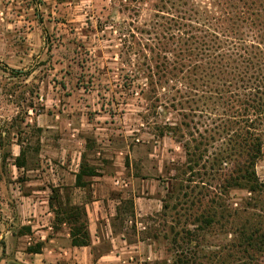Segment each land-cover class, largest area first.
I'll list each match as a JSON object with an SVG mask.
<instances>
[{
    "label": "rangeland",
    "instance_id": "374dc122",
    "mask_svg": "<svg viewBox=\"0 0 264 264\" xmlns=\"http://www.w3.org/2000/svg\"><path fill=\"white\" fill-rule=\"evenodd\" d=\"M147 7L136 0H0V193L7 188L12 194L11 183L20 184L37 168L49 171L60 160L74 164L80 153L91 161L96 150L108 157L113 150H131L126 157L132 155L135 163L151 162L155 154L173 163L165 171L166 210L145 231L165 244L167 258L159 264L182 259L221 264L234 241L231 231L246 213L229 223L215 218L205 224L216 190L187 173L180 144L168 138L156 142L148 134L174 115L148 117L140 95L146 79L137 72L138 58L129 48L134 40L126 29L138 36L135 27L150 28L154 18ZM22 151L27 168L18 170L14 159ZM257 173L264 183V157ZM249 196L234 190L224 202L236 209Z\"/></svg>",
    "mask_w": 264,
    "mask_h": 264
},
{
    "label": "trees",
    "instance_id": "16d2710c",
    "mask_svg": "<svg viewBox=\"0 0 264 264\" xmlns=\"http://www.w3.org/2000/svg\"><path fill=\"white\" fill-rule=\"evenodd\" d=\"M136 1L154 18L148 29L135 27L138 36L126 29L146 79L140 95L148 117L174 115L155 123L154 135L180 144L187 173L216 190L205 224L246 213L221 264H264V183L257 173L264 157V0ZM22 154L14 159L17 168L26 165ZM234 190L248 192L249 202L230 209L224 198ZM72 236L76 246L90 244L85 226Z\"/></svg>",
    "mask_w": 264,
    "mask_h": 264
},
{
    "label": "crops",
    "instance_id": "0c3cea01",
    "mask_svg": "<svg viewBox=\"0 0 264 264\" xmlns=\"http://www.w3.org/2000/svg\"><path fill=\"white\" fill-rule=\"evenodd\" d=\"M148 134L156 142L172 139ZM95 153L96 160H87L83 153L74 164L60 160L50 173L37 168L20 184L11 183L12 194L7 188L0 193V264H159L166 260L165 244L145 231L163 213L170 185L165 171L173 163L155 154H150L151 162L135 163L132 155L130 160L126 157L131 150H113L111 157L105 151ZM26 166L14 167L25 170ZM135 170L145 172L135 174ZM77 226H85L89 245H74L72 230Z\"/></svg>",
    "mask_w": 264,
    "mask_h": 264
}]
</instances>
